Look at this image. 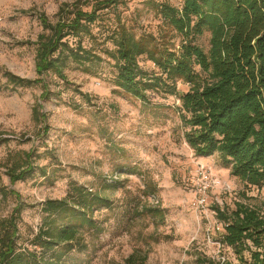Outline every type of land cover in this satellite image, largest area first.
I'll list each match as a JSON object with an SVG mask.
<instances>
[{"label": "rangeland", "instance_id": "obj_1", "mask_svg": "<svg viewBox=\"0 0 264 264\" xmlns=\"http://www.w3.org/2000/svg\"><path fill=\"white\" fill-rule=\"evenodd\" d=\"M95 3L0 0L1 83H6L7 71L36 79L39 37L69 22L75 9L91 11ZM163 3L181 8L184 0H117V6L104 11L94 38L85 37L83 43L103 61L95 62L89 74L70 60L68 84L50 74L49 100L42 99L40 86L0 92V219L10 216L19 202L5 193L17 191L25 242L42 224L45 203L64 199L71 186H84L108 200L95 213L99 231L85 235L86 248L73 250L67 264H127L133 255L135 264H199L204 258L239 264L232 248L222 243L221 214H231L240 205L264 212V184L232 176L218 155L198 157L187 143L190 128L180 117L179 94L188 93L190 84L180 81L178 95L148 91L146 102L115 85V28L124 26L137 38L159 36L165 32L158 14ZM208 39L198 44L208 50ZM172 42L179 45V39ZM139 62L150 77L160 75L146 56ZM37 105L48 116L47 134L33 122ZM24 152L34 154L35 166L47 168L49 179L36 172L11 183L8 172ZM199 165L210 167L222 182L208 194L206 209L195 207Z\"/></svg>", "mask_w": 264, "mask_h": 264}, {"label": "trees", "instance_id": "obj_2", "mask_svg": "<svg viewBox=\"0 0 264 264\" xmlns=\"http://www.w3.org/2000/svg\"><path fill=\"white\" fill-rule=\"evenodd\" d=\"M95 2L91 11L77 8L69 22L39 37L36 79L7 71L0 92L40 86L42 99L49 100L53 94L46 78L54 74L68 84L70 60L93 73V64L103 58L84 48V38H94L103 12L117 6V0ZM158 14L165 29L159 36L137 38L124 26L115 28V85L127 96L146 102L148 91L178 95L180 81L190 84L188 93L179 94V111L184 127L190 128L185 138L196 156L218 155L232 176L249 184H264V0H184L181 8L159 4ZM207 36L208 50L198 44ZM70 38L76 42L72 44ZM175 39H179L178 46L172 42ZM144 56L160 75L150 77L144 72L139 62ZM32 119L42 126V133L49 132L48 116L40 105L35 106ZM33 155L24 152L10 168L12 184L36 172L49 179L47 168L35 166ZM5 195L19 202L10 216L0 219V264H67L73 250L86 248L85 235L99 231L96 211L109 205L98 193L71 186L64 199L45 203L42 224L23 242L21 196L15 190ZM221 220L225 223L222 243L232 248L239 264H264L263 210L240 205L231 214H221ZM134 260L133 255L126 263L135 264ZM199 264L234 263L204 258Z\"/></svg>", "mask_w": 264, "mask_h": 264}, {"label": "built area", "instance_id": "obj_3", "mask_svg": "<svg viewBox=\"0 0 264 264\" xmlns=\"http://www.w3.org/2000/svg\"><path fill=\"white\" fill-rule=\"evenodd\" d=\"M196 178L197 184L195 191L197 193V198L195 207L197 209H206L209 205L208 194L215 191L216 189H220L222 182L217 176L213 174V171L210 167L203 165L198 166ZM110 183H114V181H111Z\"/></svg>", "mask_w": 264, "mask_h": 264}]
</instances>
